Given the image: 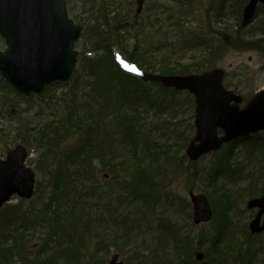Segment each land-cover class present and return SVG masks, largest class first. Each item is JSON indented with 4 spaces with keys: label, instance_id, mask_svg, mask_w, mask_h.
I'll return each instance as SVG.
<instances>
[{
    "label": "rangeland",
    "instance_id": "obj_1",
    "mask_svg": "<svg viewBox=\"0 0 264 264\" xmlns=\"http://www.w3.org/2000/svg\"><path fill=\"white\" fill-rule=\"evenodd\" d=\"M68 1L70 2L67 5L69 17L75 24L82 27L80 37L75 44L78 57L74 70H80V82L85 84L89 91L93 87L87 81L88 76H92L90 78L92 81L93 77L100 76V79H107L118 88L119 85H128L124 81L117 80L116 67L110 68L112 62L109 60L111 59L108 56L106 58V55L101 52H96L90 44L97 41L92 28L96 22L94 19L98 18L97 22L101 23L103 19L100 17L107 9V12L111 10V13H107L106 17L118 16L119 19L126 18L130 22L128 26L123 27L121 24L116 30H112L113 34H103L105 45H118L127 53L132 51L137 54L145 53L146 59H156L162 53H166L172 54V57L183 63L201 62L206 53L204 51L206 46L195 43V40L184 43L183 35L189 36V32H196L201 37L200 40H211L215 43L221 39L219 31L227 29L229 35H234L237 29V15L228 12L219 16L215 10L208 8L210 0H201L194 6L192 13H183L181 17L176 16L177 9L173 0H149L145 3L144 10H141V16L138 19L134 18L136 0ZM262 10L260 14L254 15L246 26H243L246 31L242 33L243 37L237 41L232 40V45L216 59L215 67L222 68L226 72L225 85L243 97L242 106L256 91L264 88V31H258L249 36L247 33L250 27H260L264 23ZM176 19H179L180 26L176 24ZM181 27L184 31L180 34ZM100 30L108 31L105 26H100ZM5 47V41L0 36V50ZM117 54L120 53L115 49V55ZM92 59L95 61H90ZM87 62L96 65V68L91 70L92 74L85 68ZM69 81L64 85H50L43 92L45 94L43 97L36 96L27 101L21 96L22 94L19 95L6 86L8 83L0 73V160L5 159L10 149L19 144L25 145L23 140L29 134L27 128L33 126L32 133L37 134L39 123L59 116L64 110V100L69 99L73 92V82L69 83ZM146 84V88L142 86L137 88L136 93H139L141 105L138 112L141 121L145 124L143 134L150 138V142L146 143L147 146L140 144L136 151L131 145L123 147V155L117 160L127 157L131 161L142 164L150 161L159 164L161 172L155 180L159 179L158 181L162 183L157 190L160 200L154 201L156 203L148 207L137 203L118 206L114 198L118 190L109 188L110 184H115L114 174L97 160L94 164L97 168L94 171L95 180L77 183L80 193L84 195L72 196L70 201L73 203L80 199L84 203L81 208L87 207L97 217L93 229L91 228L92 233L86 240L87 248L83 250L88 254L84 263L90 264L88 260L90 261L91 256L95 255V260L103 257L104 264H109L111 257L119 254L120 259L126 264H162L164 257L171 258L174 261L173 264H184L179 252L158 240V236H162L160 224L164 223L163 221L175 223L182 233L190 234L194 246L200 242V251L207 254L206 249L210 248L218 223L213 224L212 221L204 224L194 223L190 198V191H192L195 194L206 195L212 204L214 214L221 210L223 202L227 205V236L221 243L223 249L219 250L227 254L224 264H264V233L253 235L250 233L248 226L256 209L247 207L250 199L264 194V130L254 137L251 136L252 140L234 143L232 155L227 151L231 144L219 151L205 154L198 161L193 162L184 156L190 139L196 133L195 127L192 128L195 111L191 108L190 97L187 94H176L174 97L166 94L165 103L162 100L159 105L149 106L144 100L149 97V93L156 91V87ZM83 90L85 91L86 88ZM23 96L26 97V95ZM75 143H77L76 137H67L60 143L58 150L65 151ZM31 144V147L27 146L29 153L27 165L35 170L36 182H43V190L36 192L31 199L24 200L22 208L39 210L48 200L50 189L45 188L47 175L38 171L37 167L44 155L50 165L55 159L56 152L48 151L45 146H39L36 142ZM157 145L170 147L168 149L170 156L167 161L159 155V150L155 147ZM222 161L228 163L235 172L240 170V177L234 175L223 177L220 174L213 181L212 172L211 176L208 172L214 170V167ZM103 176L106 179H103ZM214 184L231 197L230 201L223 200L221 206L220 203L211 201L209 193H212ZM92 189L93 195L85 194ZM19 201L20 198L14 196L6 206L17 205ZM108 201H111V204H108ZM66 208H69V204ZM108 208H113V216L116 214L113 217L115 219L109 215ZM101 215L102 218H100ZM122 216L126 219L123 225L118 221L122 219ZM125 227L130 228L129 235ZM46 231V228L39 224L27 232L26 244L32 251L41 245ZM12 262L22 264L23 260L15 257ZM189 262L205 264L204 261H195L193 255Z\"/></svg>",
    "mask_w": 264,
    "mask_h": 264
},
{
    "label": "trees",
    "instance_id": "obj_2",
    "mask_svg": "<svg viewBox=\"0 0 264 264\" xmlns=\"http://www.w3.org/2000/svg\"><path fill=\"white\" fill-rule=\"evenodd\" d=\"M173 1L177 9L176 16L179 17L183 13H192L194 6L201 2V0ZM247 1L210 0L208 8L215 10V13L219 16L225 15L228 12H233L237 15V29H235L234 35H229L227 29L219 31L221 39L215 43L211 42V40L202 41L196 32L187 31L190 35H183L184 43L195 40V43L206 46L204 47L206 53L203 61H192L193 63L177 61L176 58L172 57V54L167 55L166 53H162L156 59H146L145 53L137 54L135 51L127 53L118 45L106 46L103 34H113L112 30H116L121 24L123 27L125 25L128 26V22L130 21H127L126 18L119 19L118 16H114L113 18L106 17L107 13H111V10L107 12L108 9L100 17L103 19L101 23L97 22L98 18L94 19L96 22L92 25V28L97 41L95 43L91 42V47L96 51L102 50L103 55L111 59L109 60V62H112L110 68L116 67L117 71L115 74L117 80L124 81L128 85H119L118 88L115 85L113 86L111 81L100 79V76L93 77V81L90 80L92 76H88L87 78L89 79L87 81L93 87L89 91L88 87H85V84L80 82L81 73L80 70L76 69L70 78L71 81H69V83L73 82V92L69 99L64 100V110L57 118L45 119L39 123L37 134L32 133L33 126L32 128H27L29 134L23 140L26 146L31 147V143L36 142L39 146H45L48 151L56 152L55 159L50 165H48L47 158L44 155L43 160L40 161L37 167L38 171L47 175L46 181L44 180L47 185L45 188L47 190L48 188L50 189V195L39 210H24L22 208L24 200H20L19 204L6 206L0 211V264H14L12 261L15 257L23 260L22 264H86L84 263V259L87 258L88 254L84 253L85 251L83 252V250L87 248L86 240L89 234L92 233L93 224L97 217L87 207L81 208L84 203L80 199L73 203L70 201L72 196L81 197L84 195V193H80L77 183L93 182L95 180L94 171L97 168L94 164H96L97 160L108 168L110 173L114 174L115 184H110L109 188L110 190L116 189L119 191L114 196L118 206L121 204L131 205L137 203L148 207L155 204L156 202L154 201L160 200V197L157 196V190L159 186H162V183L158 181L159 179L155 180V177L161 172L159 164L151 161L147 164H142L131 161L127 157L119 159L120 161L117 160L123 155V147L131 145L135 150L140 144L147 146L146 143L150 142V138H147L148 136L143 134L145 124L141 121L140 113L138 112V108L141 105L139 102L140 98L138 97L139 93H136L137 88L141 86L143 88L147 84L125 73L119 67L113 55V48H118L128 60L135 63L139 68L162 75H185L210 70L215 67L216 59L223 55L229 46L232 45V40H240L243 37L242 33L246 32L242 25V12ZM261 10L264 12V5L258 8L257 13ZM178 13L180 14L178 15ZM140 16L141 14L136 12L134 18L138 19ZM262 20L264 21V19ZM176 24L180 26L179 19H176ZM100 26L107 27L108 31L104 32L100 30ZM179 31L181 34L184 29L181 27ZM258 31H264V23L260 27H250L247 33L249 36L254 35ZM90 61H95V59ZM85 68H87L88 72H91V70L96 68V65L87 62ZM87 81L86 83H88ZM64 84L66 82H56L52 86ZM150 85L156 87V91L149 93V97L144 100L147 105H159L162 100L163 102L165 101L164 97L166 94H170L172 97L176 94H187L191 99L190 105L194 111V97L190 93L165 88L156 82L150 83ZM6 86L11 91H15L8 84ZM84 87L86 88L85 91L83 90L85 89ZM141 90L146 91V89ZM15 92L21 95L17 91ZM44 95L42 93L41 95H32L29 98L21 96L29 101L32 97H43ZM67 137H76L77 143L67 150L59 152L60 143ZM231 144L227 151L232 155L234 145L233 143ZM155 147L159 150V155H162L163 160L167 161L170 156L168 152L170 147L167 148L166 145H157ZM184 156L187 158L186 154ZM231 168L228 163L222 161L208 174L211 176L212 172L213 176H211V179L213 181L220 174L223 177H230L232 175L240 177L241 171L238 170L236 173ZM102 178L106 179L104 176ZM42 183H38L36 192L43 190ZM216 184L212 185V193H209V196L213 203H220L221 206L223 200L228 202L231 197L225 191L223 193L221 188L218 189ZM85 194L93 195L94 190H89ZM107 203L111 204V201ZM68 204L69 208H66ZM112 211L113 208H108L109 215L113 218L116 214L113 216ZM216 213L212 222L213 224H218L210 243V248L206 249L205 264H224L227 256L226 253L224 254L219 251L223 249L221 243L225 236H227V205L223 202V207ZM100 218H102V215ZM124 220L126 219H123L122 216V219L120 218L118 221L123 225ZM163 222L160 224L163 237L159 235L158 240L167 247L170 245V249H175L176 252H179L182 256V263L191 264L189 261L192 259L193 250L194 248L200 249L201 243L198 242V245L194 246V241L190 234L187 232L182 233V230L175 223ZM39 224L46 228V236L42 239L41 245L35 248V251H32L26 244L28 241L27 232ZM125 229L129 235L130 228L125 227ZM102 258L95 260L94 255L91 256L88 262L90 264H104ZM173 263L174 261L171 258L164 257L162 259V264Z\"/></svg>",
    "mask_w": 264,
    "mask_h": 264
},
{
    "label": "water",
    "instance_id": "obj_3",
    "mask_svg": "<svg viewBox=\"0 0 264 264\" xmlns=\"http://www.w3.org/2000/svg\"><path fill=\"white\" fill-rule=\"evenodd\" d=\"M145 0H137L138 12ZM259 3L249 0L243 13V25L250 22ZM82 28L69 18L66 0H0V35L7 47L0 50V71L6 80L26 95L41 93L45 86L56 81H67L73 73L78 52L74 43ZM137 74L145 81H156L165 87L187 90L195 96L196 136L186 153L192 161L203 154L219 149L223 143L239 136L264 129V89L258 91L245 107L242 97L223 86L224 71L215 68L202 74L159 75ZM224 131L219 135L218 129ZM26 148L19 145L0 161V208L14 194L31 198L35 173L25 165ZM194 206V221L207 222L213 211L204 194L190 193ZM249 208L259 207L250 223L252 233L264 230V196L252 199ZM197 260L204 258L196 252ZM115 255L110 264H125Z\"/></svg>",
    "mask_w": 264,
    "mask_h": 264
},
{
    "label": "bare ground",
    "instance_id": "obj_4",
    "mask_svg": "<svg viewBox=\"0 0 264 264\" xmlns=\"http://www.w3.org/2000/svg\"><path fill=\"white\" fill-rule=\"evenodd\" d=\"M119 60L122 66L124 67V69L130 72L134 71L135 67L131 63H129L128 61H125L121 56H119Z\"/></svg>",
    "mask_w": 264,
    "mask_h": 264
}]
</instances>
